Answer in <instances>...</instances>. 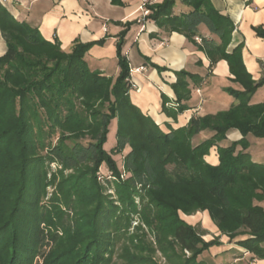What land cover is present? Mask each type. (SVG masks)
<instances>
[{
    "label": "trees",
    "instance_id": "1",
    "mask_svg": "<svg viewBox=\"0 0 264 264\" xmlns=\"http://www.w3.org/2000/svg\"><path fill=\"white\" fill-rule=\"evenodd\" d=\"M178 1L191 10L174 15ZM150 8L149 20L199 44L211 67L228 62L243 90L224 91L237 104L166 132L131 100L126 33L117 44L120 73L114 80L92 71L85 59L104 41L76 42L67 53L0 1L7 46L0 55V264H117L118 253L127 264H158L157 251L167 264H216L203 257L221 246V235L230 242L240 238L238 246L264 259V209L255 204L264 200V164L247 152L249 134L264 138V104H251L264 78L253 80L241 45L227 51L235 24L211 0H164ZM204 27L219 41L206 38ZM256 33L264 39V29ZM176 75L175 115L188 109L183 102L191 98V85L203 82L185 70ZM113 121L120 165L105 149ZM231 129L242 138L223 146ZM206 130L213 136L195 145L194 138ZM214 147L217 165L206 160ZM49 162L61 167L51 180ZM49 186L55 190L42 205ZM113 188L120 205L106 194ZM198 211L209 212L220 236L206 241L203 231L181 217ZM137 216L142 224L132 232Z\"/></svg>",
    "mask_w": 264,
    "mask_h": 264
},
{
    "label": "crops",
    "instance_id": "2",
    "mask_svg": "<svg viewBox=\"0 0 264 264\" xmlns=\"http://www.w3.org/2000/svg\"><path fill=\"white\" fill-rule=\"evenodd\" d=\"M0 1L18 21L37 27L46 40L57 41L67 53L72 51L76 42L86 44L104 41L103 45H94L85 59L92 71L100 72L102 76L114 80L120 73L116 56L117 44L120 36L126 33L123 54L132 69L144 68L143 72L135 73L132 77V82L139 86V91L130 92L131 100L166 132L188 125L192 117L202 118L208 114L229 110L237 102L224 89L243 90L239 83L233 81L235 77L231 74L226 60H220L211 67V60L201 46L188 39L186 35L171 31L168 26H161L152 19L143 29L137 19L144 0ZM147 1L151 5H158L164 0ZM211 2L216 10L231 18L235 24L227 51L232 52L241 45L243 64L254 77L253 80L260 81L264 78V39L257 35L256 30L264 29V0H211ZM190 10L188 6L178 1L173 12L174 15H179ZM202 33L208 39L219 41L218 37L205 27L202 28ZM6 49L5 42L0 46V55H3ZM154 65L164 70L159 71ZM182 70L199 75L203 82L198 86L191 85V98L183 102L188 109L175 115L177 97L172 84L176 83V73ZM165 102L166 110L163 107ZM258 103L264 104V86L252 97L251 104ZM212 136V132L203 131L194 138L193 143L198 145ZM241 138L242 135L237 129H231L222 145L228 146ZM247 139L250 143L247 152L251 155L252 161L263 164L264 138L249 134ZM254 152L258 153L255 155ZM206 160L211 165L219 164L216 147L211 149ZM255 204L264 209V202ZM210 217L208 212L198 213L188 222L195 227L202 223L204 228L209 230L207 236L210 234L220 236L221 232ZM239 240L240 238L230 242L228 236L221 235V246L212 247L207 254L216 264H264V259L255 257L238 246L236 243ZM225 255H228V258L225 259Z\"/></svg>",
    "mask_w": 264,
    "mask_h": 264
},
{
    "label": "rangeland",
    "instance_id": "3",
    "mask_svg": "<svg viewBox=\"0 0 264 264\" xmlns=\"http://www.w3.org/2000/svg\"><path fill=\"white\" fill-rule=\"evenodd\" d=\"M5 44V39H4V37H3V35H1L0 36V46H3ZM140 69V68H139ZM144 70H140V71H136V69H132V67L130 66V74H131V80H132V77H133V75L135 74V73H140V72H143ZM133 83V82H132ZM131 83V84H132ZM135 85H136V87L135 88H132L131 90H130V92L133 90V91H139V86L136 84V83H134ZM130 94V93H129ZM260 95V94H259ZM131 96V95H130ZM116 132H117V122L116 121H113L112 122V124H111V126H110V133H109V137H108V141H107V143H106V145H105V149H106V151H107V153H110V154H112V155H114L115 156V158L117 159V161L119 162V165L120 164H122V155L121 154H114L115 153V149H116V147H117V136H116ZM261 139H263L262 137H261ZM249 141V140H248ZM84 143H88L87 142V140L86 141H84ZM249 147V146H248ZM250 148V147H249ZM248 148V149H249ZM260 151V150H259ZM258 152H254V154L256 155ZM41 154H43V155H45L46 154V151L45 152H41ZM253 160V159H252ZM263 160V164H264V159H262ZM255 162V161H254ZM257 163V162H256ZM259 163V162H258ZM259 164H261V163H259ZM174 165H169L168 166V169L169 170H173L174 169ZM47 168L49 169L48 170V178H49V180H51V178H52V175L53 174H56V173H58L60 170H61V167L57 164V163H54V162H49L48 163V165H47ZM105 171H106V165H104L103 166V172L105 173ZM65 173H66V175H68V174H70L71 173V171H65ZM124 175H126L125 173L123 174V178H122V180L123 179H125V176ZM108 179H110V180H112V181H114V177L112 176V174H110L108 177H107ZM98 182L106 189V184H105V177L104 176H102L101 174H100V172L98 173ZM54 190H55V187L54 186H49L48 188H47V194H46V196L42 199V202H41V204L42 205H48V200L51 198V196L53 195V192H54ZM106 194H108V196H110V199H112V200H114V202L117 204V205H120L121 203L119 202V200H118V196H117V194H116V190L113 188V189H107L106 190ZM256 202H260V201H258V200H256ZM262 202H264V200H262L261 201V203ZM137 203H139V200L137 199ZM203 212H208V211H198L197 213H194V214H192V215H186V214H183V213H181V217L189 224V220L190 219H192L191 217L192 216H196L198 213H203ZM209 213V212H208ZM186 217H188V218H186ZM213 221V220H212ZM214 223V222H213ZM142 223L139 221V218H138V216L137 217H135L134 218V220H133V224H132V228H131V231L132 232H135V228L136 227H138V226H140ZM215 224V223H214ZM191 225V224H190ZM193 226V225H192ZM144 227V229L147 231V229L145 228V226H143ZM195 227V226H194ZM196 227L200 230V231H203L204 232V236H203V239H209V240H206V241H210V238L211 237H213V238H215V237H217V236H215L214 234H210V236H207L208 235V231L209 230H207L206 228H204V226H203V224L202 223H199V224H197L196 225ZM149 240H151V241H153V238H152V236H149ZM212 240V239H211ZM121 246V245H120ZM188 255H189V253H187ZM120 253H118V255L115 257V261L117 262V264H127V263H125L126 261H124V259L123 258H121L120 256ZM226 256V255H225ZM203 258H205V259H207L208 260V258H209V260H211L212 259V257H210L207 253L205 254V257H203ZM226 258H228V255L225 257V259ZM155 259H156V262H158V264H167V261L165 260V258L163 257V255L160 253V251H157V253L155 254ZM223 259V258H222ZM37 260H40L41 261V259H37ZM222 261V260H221ZM212 262H214L213 261V259H212Z\"/></svg>",
    "mask_w": 264,
    "mask_h": 264
},
{
    "label": "built area",
    "instance_id": "4",
    "mask_svg": "<svg viewBox=\"0 0 264 264\" xmlns=\"http://www.w3.org/2000/svg\"><path fill=\"white\" fill-rule=\"evenodd\" d=\"M150 5L151 3L149 1L144 0V2L142 3L140 7V16L138 17L137 22L139 23V25H141V27H143V29L145 28L144 26L146 25V23L149 21V17L154 13L153 10L150 8ZM196 40L199 41V43H201L200 38H196ZM140 70H144V68L136 69V71H140ZM135 87L136 85L132 83V88H135ZM198 92H200V90H198Z\"/></svg>",
    "mask_w": 264,
    "mask_h": 264
}]
</instances>
